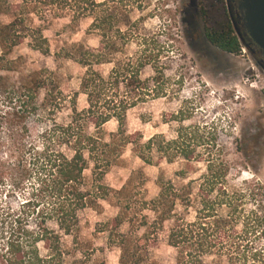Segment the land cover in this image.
<instances>
[{
	"label": "trees",
	"instance_id": "obj_1",
	"mask_svg": "<svg viewBox=\"0 0 264 264\" xmlns=\"http://www.w3.org/2000/svg\"><path fill=\"white\" fill-rule=\"evenodd\" d=\"M127 1L131 0H122L121 9L99 16L105 3L97 0H0V72L11 68L7 56L26 38L34 49L50 52L45 27L35 19L69 17L78 23L90 17L88 32L102 30L109 41L104 52L84 44H74L77 51L67 52V57L86 68L81 92L87 95L88 106L78 110L73 98L69 121L60 123L53 115L37 135L31 134L28 120L54 114L63 98L48 86L43 69L32 73L26 84H17L0 73V185L19 190L24 198L19 210L0 213V264H107L105 258L92 259L95 248L84 249L78 243L80 212L100 210L101 201L113 192L105 175L131 142L125 130L127 111L163 93L158 84L141 78L143 68L152 64L151 54L138 58L136 66L129 60L130 67L113 68L107 76L96 67L108 61L113 37L124 44L129 41L120 24L128 22L131 8L140 9L142 3ZM225 10L223 6L217 26H207L205 36L218 48L239 53L241 45ZM2 16H10V20L6 22ZM42 89L46 93L39 101ZM112 118L118 121V129L107 133L104 124ZM91 126L94 131L89 130ZM208 128V124L197 129L181 125L172 139L155 134L145 143L135 144L134 151L147 163L152 157L138 146L160 153L170 150L168 160L181 156L204 161L206 170L197 194L192 180L177 187L172 180L162 179L156 197L138 204L128 199L120 205L107 240L108 247L119 248V264H162L153 258L151 247L167 221L171 222L167 241L177 249L176 264H205L210 256L216 257L214 264H264V246L256 247L253 241L264 227V213L245 208L249 193L230 184V165L216 135L210 146L212 132ZM186 174L178 173L185 179ZM192 208L195 216L190 219ZM144 209L154 214L152 220L142 213ZM125 221L129 230L122 232L119 227ZM65 236H73L77 245L66 247Z\"/></svg>",
	"mask_w": 264,
	"mask_h": 264
},
{
	"label": "rangeland",
	"instance_id": "obj_2",
	"mask_svg": "<svg viewBox=\"0 0 264 264\" xmlns=\"http://www.w3.org/2000/svg\"><path fill=\"white\" fill-rule=\"evenodd\" d=\"M97 1L105 3L98 10L99 16L115 12L123 5L122 0ZM131 1L135 3L136 0ZM131 1L127 3L131 4ZM138 3H142V7H132L130 20L120 24L129 41L124 44L119 37H113L108 61L96 67L107 76L113 68L130 67L133 63L136 66L138 58L151 54L152 64L143 68L141 78L150 80L151 85L158 84L163 93L158 97L150 96L127 111L125 130L131 142L123 147L120 161L105 175L113 192L101 201L100 210L86 208L80 212L78 243L84 249L95 248L92 259L105 258L107 264H119L120 250L108 247L107 240L122 203L130 199L138 204L156 197L162 179L172 180L177 187L192 180L194 192H199L201 177L206 170L204 161H190L181 156L168 160L170 150L160 153L138 146L145 155L152 157V162L147 163L134 151L135 144H143L155 134H162L166 139L174 138L181 125L196 129L209 125L208 130L212 132L210 146L215 143L216 135L218 147L224 150L230 165V184L249 193L245 201L248 212L254 209L264 213V71L256 67L244 47L234 54L207 40V26L215 27L223 18L224 0H138L135 5ZM2 18L6 22L10 20V16ZM35 22L44 25L50 52L44 54L34 49L30 39L26 38L7 56L11 68L0 72L17 84H26L32 73L43 69L48 86L63 98L54 114L43 113L28 120L32 135L39 134L53 115L60 123L69 121L73 98H76L78 110L88 106L87 95L81 92L86 68L67 57V52L77 51L74 44L104 52L109 42L102 30L88 32L92 22L90 17L78 23H72L69 17H49L46 21L35 19ZM129 60L132 61L130 65ZM154 77L157 81L153 80ZM45 93L44 89L40 91L39 101L43 100ZM104 128L107 133L116 132L118 121L112 118ZM89 130L94 131L93 126ZM179 171H185L187 178L179 176ZM11 189L9 185H0V213L19 210L24 200L19 190ZM142 213L150 220L154 218L147 209ZM194 216L192 208L189 218ZM108 223H111L109 227ZM170 225V221L165 223L159 240L151 247L153 258L162 264H176L177 249L167 241ZM119 229L127 232L129 223L125 221ZM257 234L253 241L256 247H262L263 226ZM64 244L68 248L77 245L73 236H65ZM215 260V256L206 257L205 264H214Z\"/></svg>",
	"mask_w": 264,
	"mask_h": 264
},
{
	"label": "flooded vegetation",
	"instance_id": "obj_3",
	"mask_svg": "<svg viewBox=\"0 0 264 264\" xmlns=\"http://www.w3.org/2000/svg\"><path fill=\"white\" fill-rule=\"evenodd\" d=\"M224 2L226 20H229L241 48L244 47V52H247L256 67L264 71V0H224Z\"/></svg>",
	"mask_w": 264,
	"mask_h": 264
},
{
	"label": "water",
	"instance_id": "obj_4",
	"mask_svg": "<svg viewBox=\"0 0 264 264\" xmlns=\"http://www.w3.org/2000/svg\"><path fill=\"white\" fill-rule=\"evenodd\" d=\"M230 12H231V9H230ZM231 15H232V12H231ZM232 17H233V15H232ZM233 21H234V18H233ZM234 24H235V21H234ZM235 26H236V24H235ZM236 29H237V27H236ZM238 30V29H237Z\"/></svg>",
	"mask_w": 264,
	"mask_h": 264
}]
</instances>
